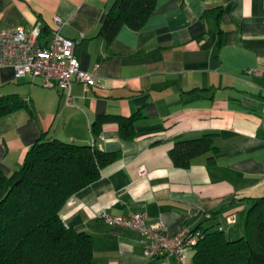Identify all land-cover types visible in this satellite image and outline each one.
I'll return each instance as SVG.
<instances>
[{"label": "crops", "instance_id": "obj_1", "mask_svg": "<svg viewBox=\"0 0 264 264\" xmlns=\"http://www.w3.org/2000/svg\"><path fill=\"white\" fill-rule=\"evenodd\" d=\"M113 2L0 0V28L39 24L50 31L43 40L59 16L81 68L96 77L94 85L73 82L67 104L65 89L0 67V96L16 94L33 111L0 118V170L18 169L42 133L119 152L66 200L63 222L91 235L94 264H192V252L184 263L147 259L141 232L97 214L143 211L169 233L201 224L243 234L250 199L264 196V0H156L140 28L122 26L106 44L99 30ZM99 115L135 116L134 137L122 139L117 121H107L95 140ZM206 133L213 149L175 166L173 144Z\"/></svg>", "mask_w": 264, "mask_h": 264}, {"label": "trees", "instance_id": "obj_2", "mask_svg": "<svg viewBox=\"0 0 264 264\" xmlns=\"http://www.w3.org/2000/svg\"><path fill=\"white\" fill-rule=\"evenodd\" d=\"M155 2L114 0L99 35L109 44L122 26L140 28ZM49 33L48 27H41L40 39ZM19 109L33 112L16 94L0 96V118ZM135 119L99 115L91 131L96 140L102 123L117 121L119 136L131 139ZM211 139L212 133H206L176 141L169 151L173 164L187 166L196 154L213 149ZM119 156V152L98 149L95 143L65 142L42 133L18 169L10 174L0 170V264H94L91 235L66 225L60 210ZM200 227L194 229L201 236L191 249L192 264H264V196L250 199L238 238L228 237L223 227Z\"/></svg>", "mask_w": 264, "mask_h": 264}, {"label": "built area", "instance_id": "obj_3", "mask_svg": "<svg viewBox=\"0 0 264 264\" xmlns=\"http://www.w3.org/2000/svg\"><path fill=\"white\" fill-rule=\"evenodd\" d=\"M57 27L51 30L48 40H41V25L29 28H0V67L10 66L16 78L37 77L44 87H61L66 90V103H71L69 88L73 82L94 85L93 72L81 68L74 53V40L60 31L62 19L53 17ZM248 73H251L249 71ZM109 225L128 228L143 234L144 253L147 259L170 255L184 263L201 236L200 230L182 228L169 233L161 221L148 223V216L143 211H131L126 214H112L104 209L97 214ZM209 216V215H207ZM228 222H234L230 215Z\"/></svg>", "mask_w": 264, "mask_h": 264}]
</instances>
